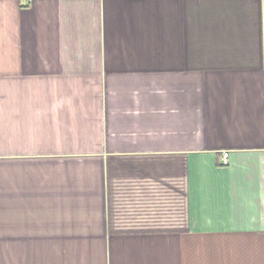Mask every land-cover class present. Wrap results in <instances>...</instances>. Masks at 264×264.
I'll return each mask as SVG.
<instances>
[{"label": "crops", "instance_id": "0c3cea01", "mask_svg": "<svg viewBox=\"0 0 264 264\" xmlns=\"http://www.w3.org/2000/svg\"><path fill=\"white\" fill-rule=\"evenodd\" d=\"M0 264H264V0H0Z\"/></svg>", "mask_w": 264, "mask_h": 264}, {"label": "built area", "instance_id": "2783aa9c", "mask_svg": "<svg viewBox=\"0 0 264 264\" xmlns=\"http://www.w3.org/2000/svg\"><path fill=\"white\" fill-rule=\"evenodd\" d=\"M228 155H229V153L228 152H225L224 155H223V157L226 159V158H228Z\"/></svg>", "mask_w": 264, "mask_h": 264}]
</instances>
